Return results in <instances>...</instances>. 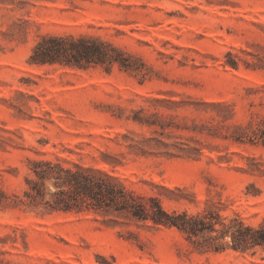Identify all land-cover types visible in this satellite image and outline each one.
<instances>
[{"label": "rangeland", "instance_id": "rangeland-1", "mask_svg": "<svg viewBox=\"0 0 264 264\" xmlns=\"http://www.w3.org/2000/svg\"><path fill=\"white\" fill-rule=\"evenodd\" d=\"M46 34L99 37L137 69L30 64ZM263 121L264 0H0V180L12 195L32 159L61 157L169 211L259 225L264 144L246 135ZM119 221L11 203L0 264H264L262 247L200 251L175 226Z\"/></svg>", "mask_w": 264, "mask_h": 264}, {"label": "trees", "instance_id": "trees-1", "mask_svg": "<svg viewBox=\"0 0 264 264\" xmlns=\"http://www.w3.org/2000/svg\"><path fill=\"white\" fill-rule=\"evenodd\" d=\"M28 61L37 65L63 64L78 68L112 67L117 63L121 68L137 69L131 56L119 47L87 34L43 35L34 45ZM246 136L253 143L264 144V121L252 135ZM131 145L141 152L144 150L142 141L132 139ZM25 182L21 197L8 193L0 180V207L13 203L44 211H93L109 217L113 224L120 223L122 218L175 226L200 251L220 252L231 247L255 252L258 247L264 248V221L252 225L239 215L227 217L212 209L197 213L169 211L159 197L138 195L119 176L104 168L61 157L34 158Z\"/></svg>", "mask_w": 264, "mask_h": 264}]
</instances>
